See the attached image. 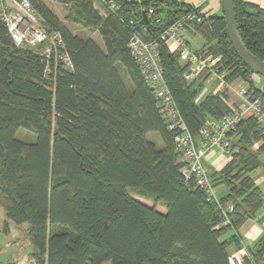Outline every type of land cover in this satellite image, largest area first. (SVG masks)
Listing matches in <instances>:
<instances>
[{
  "label": "trees",
  "instance_id": "obj_1",
  "mask_svg": "<svg viewBox=\"0 0 264 264\" xmlns=\"http://www.w3.org/2000/svg\"><path fill=\"white\" fill-rule=\"evenodd\" d=\"M57 1L72 10V21L98 31L103 40L102 47L92 37L73 34L43 0H32L48 27L63 33L72 69L45 76L42 57L18 47L0 23V206L8 220L28 224L36 264H232L230 255L242 248L244 264H264V235L247 246L240 233L264 209L255 181L264 164L260 123L255 117L239 123L229 161L209 171L214 186L227 193L220 204L208 200L194 180L183 177L175 132L128 48L134 32L158 41L167 82L197 136L206 121L222 118L230 106L223 94L200 96L208 72L188 82V65L160 35L200 10L178 0H114L119 11L103 16L95 0ZM234 2L244 44L264 60V8ZM192 25L214 41L206 49L221 56L227 80L244 79L264 100L254 72L228 38L224 14L204 15ZM19 130L32 138H21ZM151 132L160 135L162 148L147 137ZM129 186L153 204L133 196ZM229 204L234 209L224 223Z\"/></svg>",
  "mask_w": 264,
  "mask_h": 264
},
{
  "label": "built area",
  "instance_id": "obj_2",
  "mask_svg": "<svg viewBox=\"0 0 264 264\" xmlns=\"http://www.w3.org/2000/svg\"><path fill=\"white\" fill-rule=\"evenodd\" d=\"M96 3L103 16H107L109 12L117 13L121 7L114 0H98ZM139 11L135 9L132 12ZM149 11L153 13L154 8L151 7ZM160 19L161 17H158L156 21ZM203 20L202 12L190 11L166 27L160 39L166 42L172 52H180L181 60L188 65L184 73L188 82L196 80L202 72H208V78L213 77L218 82V91H224L231 87L232 82L227 80L225 72L221 70V56L208 52L206 48H192L182 34L187 26ZM0 23L6 25L9 36L18 47L31 49L42 57L45 62V76L49 77L56 73L60 67L73 68L63 33L59 29L48 27L32 0H0ZM128 48L142 77L158 99L160 111L168 128L175 132L174 141L179 151L183 177L186 181L194 180L208 200L220 204V194L212 182L205 157L217 148L227 154L231 153V135L247 117H255L258 120L264 137V100L254 95L247 84L240 86L236 90L239 101L231 105L227 103L230 112L220 119L206 121L195 136L187 125L165 77L158 41L145 39L134 32L128 41ZM233 209V204L223 208V214L226 216L224 223L229 222L227 215ZM245 250L242 248L233 252L230 255L231 263L244 264L242 253Z\"/></svg>",
  "mask_w": 264,
  "mask_h": 264
},
{
  "label": "crops",
  "instance_id": "obj_3",
  "mask_svg": "<svg viewBox=\"0 0 264 264\" xmlns=\"http://www.w3.org/2000/svg\"><path fill=\"white\" fill-rule=\"evenodd\" d=\"M141 1V0H138ZM182 2H186L187 4L196 7L202 12L205 17L210 15H221L223 14L222 1L221 0H178ZM248 2L259 5L264 8V0H246ZM183 36L187 40L189 46L194 49L208 48L213 42H208L205 35L195 29L193 25L187 26L182 31ZM95 40L103 45V40L96 39ZM102 40V41H101ZM253 79L256 85L263 91L264 93V76L258 75L254 73ZM217 81L213 77H209L205 82V88L203 89L200 96H204L206 93H220L223 94L225 100L229 105L232 103H237L239 101L238 96L236 95V90L246 84L244 79H236L231 83V87L229 89H225L224 91H218ZM261 142H256L255 146L258 147ZM230 157L225 151L217 148L214 151L210 152L205 157V164L208 169L213 172L215 170H220L228 161ZM261 159L264 162V151L261 153ZM255 181L257 185L261 188L264 193V164L255 172ZM220 195H225L227 193V189L224 186L218 188ZM160 210V209H159ZM162 211V210H160ZM165 212V211H162ZM264 215V209L259 213L258 217L248 219L243 226L240 228V233L242 235L243 241L247 246H254L264 235V220H260Z\"/></svg>",
  "mask_w": 264,
  "mask_h": 264
},
{
  "label": "rangeland",
  "instance_id": "obj_4",
  "mask_svg": "<svg viewBox=\"0 0 264 264\" xmlns=\"http://www.w3.org/2000/svg\"><path fill=\"white\" fill-rule=\"evenodd\" d=\"M60 18V20L72 31L73 34H78L83 37H92L101 39L98 31H92L82 24H77L72 21V10L58 2L57 0H43ZM98 0L95 1V6ZM102 41V40H101ZM21 138H32V134L26 130H19L17 133ZM147 137L154 141L157 147L162 148L164 143L160 135L156 132H151ZM210 171V170H209ZM129 191L139 200L150 205L153 204L151 199H148L140 193L138 187L129 186ZM157 208L165 211V206L158 204ZM27 223L21 225L16 224L12 220L6 218L3 207L0 206V263L14 261L17 264H36L32 257L34 246L27 236Z\"/></svg>",
  "mask_w": 264,
  "mask_h": 264
},
{
  "label": "water",
  "instance_id": "obj_5",
  "mask_svg": "<svg viewBox=\"0 0 264 264\" xmlns=\"http://www.w3.org/2000/svg\"><path fill=\"white\" fill-rule=\"evenodd\" d=\"M142 2H147L149 0H141ZM223 14L226 20V30L228 38L230 39L234 49L240 56V58L245 62V64L256 74L264 76V60L253 52H251L244 44L241 34L239 32V27L237 23L235 2L234 0H221ZM143 15L146 17L147 12L143 9Z\"/></svg>",
  "mask_w": 264,
  "mask_h": 264
}]
</instances>
